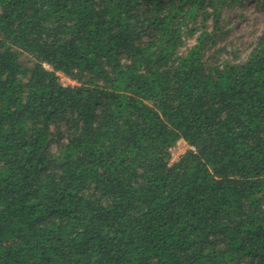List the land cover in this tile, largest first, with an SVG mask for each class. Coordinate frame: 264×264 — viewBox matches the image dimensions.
Here are the masks:
<instances>
[{"label":"trees","instance_id":"16d2710c","mask_svg":"<svg viewBox=\"0 0 264 264\" xmlns=\"http://www.w3.org/2000/svg\"><path fill=\"white\" fill-rule=\"evenodd\" d=\"M245 1L0 0V264H264Z\"/></svg>","mask_w":264,"mask_h":264},{"label":"rangeland","instance_id":"374dc122","mask_svg":"<svg viewBox=\"0 0 264 264\" xmlns=\"http://www.w3.org/2000/svg\"><path fill=\"white\" fill-rule=\"evenodd\" d=\"M225 15L229 33L224 43L228 44L229 49H236L240 58L245 59L251 50L250 44L264 33V0H246L243 5L227 11ZM59 76L63 83L69 79L61 72Z\"/></svg>","mask_w":264,"mask_h":264},{"label":"built area","instance_id":"2783aa9c","mask_svg":"<svg viewBox=\"0 0 264 264\" xmlns=\"http://www.w3.org/2000/svg\"><path fill=\"white\" fill-rule=\"evenodd\" d=\"M49 67L48 65H46ZM59 74V73H58ZM63 76L64 74L61 73ZM68 77V76H66ZM69 78V77H68ZM74 83L73 81L68 79V81L64 84ZM184 147V148H183ZM195 147L187 143L186 141L178 142L172 149H171V158L169 164L172 165L173 163L177 162L183 154L187 152L188 149H194Z\"/></svg>","mask_w":264,"mask_h":264}]
</instances>
